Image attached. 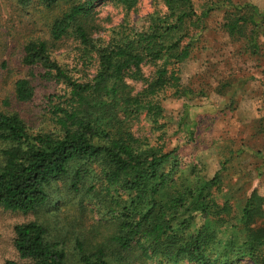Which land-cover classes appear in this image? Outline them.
<instances>
[{
	"label": "trees",
	"instance_id": "16d2710c",
	"mask_svg": "<svg viewBox=\"0 0 264 264\" xmlns=\"http://www.w3.org/2000/svg\"><path fill=\"white\" fill-rule=\"evenodd\" d=\"M139 1L17 0L23 11L49 14L48 39L26 41L22 64L44 69L65 94L51 110L55 131L33 133L18 114L0 110V210L35 216L15 226L20 261L5 264H264V197L254 190L237 208L244 187L230 179L236 188L224 189L230 162L212 177L204 165H184L168 148L163 107L167 98L204 95L181 77L197 40L193 29L223 13L228 38L258 54L264 9L210 0L198 13L194 0H153L142 28L125 18L108 40L93 37L100 3L129 17ZM66 38L96 62L93 79H75L52 58ZM146 65L155 67L152 77ZM35 96L29 78L16 82L18 102ZM142 116L156 139L133 132ZM257 128L264 134V114Z\"/></svg>",
	"mask_w": 264,
	"mask_h": 264
},
{
	"label": "rangeland",
	"instance_id": "374dc122",
	"mask_svg": "<svg viewBox=\"0 0 264 264\" xmlns=\"http://www.w3.org/2000/svg\"><path fill=\"white\" fill-rule=\"evenodd\" d=\"M210 0H194L198 13ZM247 2L264 9V0H234ZM155 10L153 0H140L129 17L110 2L96 8L95 39L108 40L113 29L130 18L132 27L142 28L149 14ZM51 17V15H50ZM49 14L23 11L17 0H0V110L18 114L31 132L55 131L51 110L65 94V87L44 77L41 67L22 64V45L30 39H48L46 22ZM223 13L215 12L201 30L193 29L196 42L192 57L181 68L182 82L204 95L186 99L167 98L163 102L169 128V149H177L183 164H201L212 177L222 169L225 172L224 189L231 190L229 180L244 187L235 195L234 206L256 190L264 197V134L258 131V123L264 114V36L261 51L252 54L245 44L232 41L222 30ZM52 58L79 81H89L96 74V62L84 57L78 43L72 38L63 39L52 47ZM155 67L144 66V73L152 77ZM21 78H29L36 89L30 102L20 103L15 98V84ZM128 84L138 92L142 83L128 79ZM137 137L156 139L144 116L133 123ZM193 133V134H192ZM6 145L0 141V151ZM0 157V162H1ZM239 192V191H238ZM237 203V205L235 204ZM35 220L33 214L0 210V264L20 261L14 247L15 226ZM242 264H253L250 260Z\"/></svg>",
	"mask_w": 264,
	"mask_h": 264
}]
</instances>
